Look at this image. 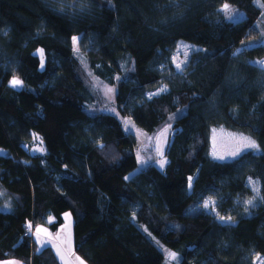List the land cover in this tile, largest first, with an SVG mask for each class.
I'll return each instance as SVG.
<instances>
[{
  "label": "trees",
  "instance_id": "16d2710c",
  "mask_svg": "<svg viewBox=\"0 0 264 264\" xmlns=\"http://www.w3.org/2000/svg\"><path fill=\"white\" fill-rule=\"evenodd\" d=\"M224 3L246 18L227 21ZM263 8L264 0H0V261L60 264L50 247L36 251L28 225L56 233L70 213L74 251L87 264H164L151 236L179 264H264V71L243 48ZM179 42L200 49L182 74L172 61ZM89 72L117 87L119 114L151 136L173 123L163 171L151 164L134 174L135 137L117 117L86 110L98 97ZM217 129L259 150L216 160ZM34 138L42 154L31 152ZM209 199L214 206L202 207Z\"/></svg>",
  "mask_w": 264,
  "mask_h": 264
},
{
  "label": "rangeland",
  "instance_id": "374dc122",
  "mask_svg": "<svg viewBox=\"0 0 264 264\" xmlns=\"http://www.w3.org/2000/svg\"><path fill=\"white\" fill-rule=\"evenodd\" d=\"M230 6L231 15L233 16V19H235L237 16L241 17L240 21L244 20L246 18L245 13L234 8L233 6ZM222 12V11H221ZM225 19L229 22L234 23L232 20H229L227 18V14L222 12ZM239 21V22H240ZM256 29L258 31L257 38L249 41L248 43L244 44L243 48H247L249 50H254V55L251 58V62L257 66H259L258 62L264 61V8L261 14L260 19L256 23ZM242 48V49H243ZM75 53L79 60L81 61L83 67L85 69H88L86 66V63L84 61V58L80 54L79 48L77 45L74 46ZM200 49L194 45H191L189 43L185 42H179L175 51V54L172 57V61L175 63H181V67L184 69V71L187 69V66L190 61V57L195 52L199 51ZM185 52H187V56L185 58ZM36 55L39 57L41 63H44V57L43 53L41 55V52H37ZM175 58V60L173 59ZM43 68V67H41ZM88 71V70H87ZM89 76L91 78V85L93 91L96 93L97 100L94 102V104H86V110L90 113H94L95 111L99 112H105L108 114H111L118 119L121 120L123 123L125 130L126 125L125 121H127V129L126 132L133 135L136 139V159H137V169L134 174L141 172L145 168H147L149 165L153 164L155 165L159 170L163 171L167 165V159H166V152L169 146V142L171 139V136L174 134L173 130V123L168 124L163 129H161L156 135L151 136L149 133L144 131L143 129H140L137 127L133 121L129 117L123 118L117 108H116V94H117V87L115 85H111L105 81H102L100 79H96L90 72ZM12 85V84H11ZM21 86L15 87V88H21ZM111 88L113 91L111 93H108L107 90ZM170 125V127H168ZM168 127V131L161 135L162 131ZM243 135L238 134H232L228 131H225L223 129H217L212 132L211 135V146H212V155L215 153V157H213L216 160V157L223 156L224 159L221 161L226 160H232L234 158H237L241 155L244 151L248 150L247 148L241 149L238 155H233V153L236 151L238 147V140ZM246 137V136H244ZM31 152L33 154H42L44 151V147L38 138H34L32 142V147L30 148ZM163 153V155H161ZM165 160L166 163L164 164L163 168H161L159 161ZM143 161V163H142ZM133 174V175H134ZM193 183V179H191V186ZM209 206L212 204L214 200L209 199ZM215 202V201H214ZM213 205V204H212ZM209 208V207H208ZM30 235L32 236L34 240L35 235V229L29 231ZM151 236V235H150ZM157 246V248L163 253L165 257L164 264H179V257L178 255L172 251L170 248H168L166 245L161 243L159 240L151 236ZM170 253H175V258H172L170 256ZM263 262V259L259 257L257 259L256 256V263L261 264ZM87 264V263H86Z\"/></svg>",
  "mask_w": 264,
  "mask_h": 264
},
{
  "label": "crops",
  "instance_id": "0c3cea01",
  "mask_svg": "<svg viewBox=\"0 0 264 264\" xmlns=\"http://www.w3.org/2000/svg\"><path fill=\"white\" fill-rule=\"evenodd\" d=\"M73 226V216L66 213L63 215V225L56 233L51 232L46 227H36L34 235L36 251L40 252L44 248L50 247L60 264H86L75 254ZM41 243L44 245L43 248H41ZM7 261L13 260L0 261V264H5ZM17 264L21 263L17 262Z\"/></svg>",
  "mask_w": 264,
  "mask_h": 264
},
{
  "label": "snow or ice",
  "instance_id": "6c2138e0",
  "mask_svg": "<svg viewBox=\"0 0 264 264\" xmlns=\"http://www.w3.org/2000/svg\"><path fill=\"white\" fill-rule=\"evenodd\" d=\"M221 11L224 12L225 14H227V18H228L229 20H232L234 23H238V22L240 21V19H241V17H239V16H237L235 19H233V16L231 15L230 6H229L227 3H224V4H223V7H222ZM72 40H73V44L78 46V38H77V37H73ZM40 52H41V55H42L43 50L41 49ZM186 56H187V52H185V58H186ZM173 59L175 60V58H173ZM258 64H259L261 70L264 71V61H260V62H258ZM41 67H43V63H41ZM176 70H177L178 73H181V74L184 72V69L181 67V63H176ZM11 84H12L13 87H18V86H21V85H22V81H20V80H18V79H13V80L11 81ZM112 91H113V89H111V88H109V89L107 90L108 93H111ZM164 91H167L166 86H165V87H161V88L159 89V91L156 92V93H151V94H149L148 98L151 99V97H152L153 95H159L160 92H164ZM173 118H174V117H169L170 120L173 119ZM127 123H128V122L125 121L126 130H128V129H127ZM168 127H170V125H169ZM168 127H166V128L162 131L161 135H163L164 133H166V132L168 131ZM244 148H247V149H256L257 151L259 150V146L256 144L255 141L249 139L248 137H244V136H242V137H240L239 140H238V147H237L236 151L233 153V155H238L239 152H240V150H241V149H244ZM161 155H163V153H161ZM213 155H214V157H215V153H213ZM216 158H217V159H220V160H223V159H224L223 156H219V157H216ZM142 163H143V161H142ZM165 163H166L165 160H160V161H159V164H160L161 168H163V166H164ZM126 179H127V177H126ZM249 184L252 186V190H253L254 192H256L257 195H259V188L256 186V182L250 180V181H249ZM189 186H191V178H189ZM261 199H264V197H261ZM214 203H215V202L213 201V202H212L213 206H214ZM246 203H247L248 205H253V200H248ZM202 207H204V208H208V207H209V201H208V200L204 201ZM247 210H248V209L245 208V211H247ZM219 219H220L222 222L225 221L226 219H227L228 222H230V221L232 220V217L229 216V217L225 218V217H223V216H220ZM28 229H29V231L32 230V226H31V224L28 225ZM37 231H39V230H37ZM43 247H44V245H43V243H41V248H43ZM38 251H39V249H38ZM175 255H176L175 253H170V256H171L172 258H175ZM257 259H259L258 256H257ZM5 264H17V262H16V261H7V262H5Z\"/></svg>",
  "mask_w": 264,
  "mask_h": 264
},
{
  "label": "built area",
  "instance_id": "2783aa9c",
  "mask_svg": "<svg viewBox=\"0 0 264 264\" xmlns=\"http://www.w3.org/2000/svg\"><path fill=\"white\" fill-rule=\"evenodd\" d=\"M27 235H30V232L29 231H27Z\"/></svg>",
  "mask_w": 264,
  "mask_h": 264
}]
</instances>
